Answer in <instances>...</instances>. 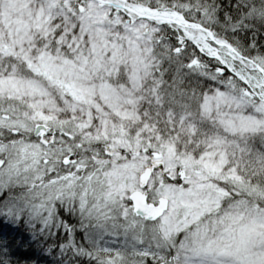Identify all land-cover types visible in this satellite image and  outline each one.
Masks as SVG:
<instances>
[{"label": "snow or ice", "instance_id": "6c2138e0", "mask_svg": "<svg viewBox=\"0 0 264 264\" xmlns=\"http://www.w3.org/2000/svg\"><path fill=\"white\" fill-rule=\"evenodd\" d=\"M0 264H264V0H0Z\"/></svg>", "mask_w": 264, "mask_h": 264}]
</instances>
